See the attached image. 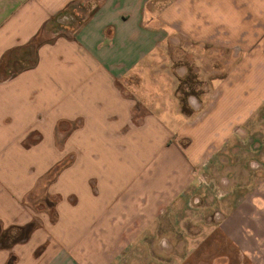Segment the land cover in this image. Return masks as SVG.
Instances as JSON below:
<instances>
[{
    "label": "crops",
    "instance_id": "obj_1",
    "mask_svg": "<svg viewBox=\"0 0 264 264\" xmlns=\"http://www.w3.org/2000/svg\"><path fill=\"white\" fill-rule=\"evenodd\" d=\"M173 33L197 109L157 67ZM261 107L264 0H0V264L260 263L264 228L187 218L193 169ZM40 122L63 143L24 148Z\"/></svg>",
    "mask_w": 264,
    "mask_h": 264
},
{
    "label": "rangeland",
    "instance_id": "obj_2",
    "mask_svg": "<svg viewBox=\"0 0 264 264\" xmlns=\"http://www.w3.org/2000/svg\"><path fill=\"white\" fill-rule=\"evenodd\" d=\"M170 36L173 45H168L165 51L172 55L173 59L171 63L168 62L169 65L164 61L166 64L157 67L162 71L168 67L172 72L179 73L180 76H176V95L185 103L186 109L190 107L197 109V100L199 101L203 95L200 91L203 82L195 79L192 74L186 73L187 69L182 60H176L177 35L173 33ZM166 78V76H161L162 83L166 82ZM240 124L233 126L234 134L219 146L215 156L211 153L210 156L201 158L200 167L193 169L192 177L197 183L199 182L201 187L199 195L192 196L190 203L193 205L200 201L201 204L193 209V214H188L189 225L187 226H191L190 221L193 217V222L203 232L213 226L223 228L225 216L228 214V218H239V227L264 228V107L253 109L246 121ZM33 127L32 131V125H25L24 131L28 134L22 140V144L24 148L31 149L33 144L39 143L37 147L42 153L51 142L63 143L62 139L55 141L51 133L64 131L68 125H51L40 122L39 125ZM36 127H39L38 130ZM233 143H236L237 147ZM47 159V155H41L40 163L46 162ZM62 163H64L63 160ZM45 178L48 181L47 177ZM188 212L190 213L191 210ZM230 213L233 215H229ZM235 214L238 216H234ZM257 249L256 253L259 256L263 252V259L258 264H264V247Z\"/></svg>",
    "mask_w": 264,
    "mask_h": 264
}]
</instances>
